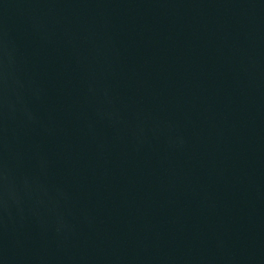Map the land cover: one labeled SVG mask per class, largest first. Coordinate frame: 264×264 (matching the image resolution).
<instances>
[{
    "label": "water",
    "instance_id": "obj_1",
    "mask_svg": "<svg viewBox=\"0 0 264 264\" xmlns=\"http://www.w3.org/2000/svg\"><path fill=\"white\" fill-rule=\"evenodd\" d=\"M0 264H264V0H0Z\"/></svg>",
    "mask_w": 264,
    "mask_h": 264
}]
</instances>
